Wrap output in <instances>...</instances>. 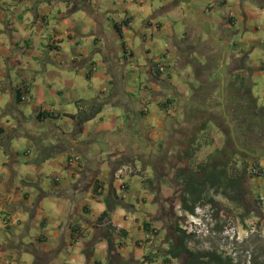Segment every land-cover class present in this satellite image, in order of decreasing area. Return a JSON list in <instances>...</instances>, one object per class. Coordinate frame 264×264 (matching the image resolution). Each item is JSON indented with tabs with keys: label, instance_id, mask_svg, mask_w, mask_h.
<instances>
[{
	"label": "crops",
	"instance_id": "0c3cea01",
	"mask_svg": "<svg viewBox=\"0 0 264 264\" xmlns=\"http://www.w3.org/2000/svg\"><path fill=\"white\" fill-rule=\"evenodd\" d=\"M151 2L0 0V264L161 262L169 228L153 220L150 183L164 150L158 191L168 196L173 183L183 186L170 157L192 167L221 147L222 130L207 118L235 110L225 105L228 88L241 80L239 92L264 116L252 75L264 65V0ZM256 16L261 36L249 29ZM211 86V94L197 92ZM97 103L101 112L77 128L72 116ZM50 146L62 151L40 156ZM120 154L135 168L125 193L109 163ZM114 197L127 206L117 201L103 218ZM146 223L158 230L153 240Z\"/></svg>",
	"mask_w": 264,
	"mask_h": 264
},
{
	"label": "trees",
	"instance_id": "16d2710c",
	"mask_svg": "<svg viewBox=\"0 0 264 264\" xmlns=\"http://www.w3.org/2000/svg\"><path fill=\"white\" fill-rule=\"evenodd\" d=\"M159 66H164V65L161 64ZM164 69H166L165 66ZM160 74L163 73H161L159 69H157L158 78ZM237 83H238L237 86L234 87L232 86V89L228 88V90H226L227 98L229 99V101L227 99V101L225 102V105H227V107L231 106L235 110L227 111V116H222L220 114V118L222 119V121H224V117H227L228 124L236 130V136L243 139L245 142H248L247 141L248 137L246 136V134L250 133L253 138H256L260 135V131L264 130V120H263L264 118L259 116L256 110L253 111V108L256 107V100L251 96V94L245 91V89H244V93L241 91L239 92V90H241L243 82L239 80ZM214 88L215 86L214 87L211 86L210 88L200 87L199 91L201 93L206 92L207 94H211L213 93ZM231 107L228 108L232 109ZM102 108H103V104H98V103L86 105L82 109L79 108L78 114L72 116V119H74L77 123V128H81L85 122L96 117L101 112ZM43 115H47V114H43ZM43 115L41 114L37 116L38 120H40V118L43 117ZM216 119L217 117L215 116L213 117L211 116L210 118H207L208 121L212 120L214 121V123L218 124L219 122ZM238 125L240 126L239 128L236 127ZM229 135L230 134L227 135L228 137L227 139L231 140V137ZM66 139H68L67 135H65V140L61 142V146L66 145ZM257 148L259 149L260 147ZM257 148L256 150L252 151V153L256 152L258 150ZM76 150H78V153L80 154L82 149L77 148ZM39 151L41 153L40 156H42L43 158H48L55 155L56 152L62 150L58 147L56 148L50 146L47 149H43ZM193 151L194 150L192 148L186 150V152H188L187 154L189 157L190 156L192 157ZM217 151L218 150H216L215 156L207 158L204 162H199L198 164H195L193 167H188L187 169L185 168L184 169L185 172H182L178 168L177 170L175 169L176 171L175 175H177L179 179L182 178L183 180L182 184L184 187L181 184L175 183V191L178 190V192L175 193L180 195L178 200L181 204L182 210L186 211V213L188 214H193L194 208L198 204L200 205L215 204L212 196L209 193L212 192L214 194L220 193L222 197H224L226 200L242 208V213L239 214L240 215L239 221L241 223H244L247 220L246 219L247 217L245 216H250V214L253 215L254 219L257 217L258 218L261 217L263 213L262 211H264V202L260 200V196L258 195L255 196L252 200H250L246 195L244 184L247 179H252L253 177H257V178L263 177L264 167H262L259 164V160H254L251 163L243 161L241 158H239L240 156H237V154L235 155L234 153H232L231 150L229 151L227 149L225 150V152L219 150L218 153ZM81 155L82 154H80V156ZM122 155L113 162L112 161L109 162L111 163V165H114L113 166L114 171L118 167L130 163L129 157ZM165 163H166V155L163 156V159L160 158L157 169L158 173L156 174L157 177L160 175L159 168L164 167V172H167ZM249 166L251 167L250 170H249ZM98 176H99L98 168L97 165H95V170L93 171V177L95 179L92 183V186L95 190H97L100 187ZM158 178L159 180L158 179L157 180L160 183V179L162 177L159 176ZM150 185L153 186L154 182H151ZM122 189H123V193H125L126 190L125 184L123 185ZM181 189L183 190V192ZM107 199L110 200L111 198L108 197ZM112 201L113 202L107 201L108 206L106 212L103 213V218L106 219L108 218L109 212L112 210L111 208H113L112 206H115L114 204H117V201L120 206L122 207L127 206L121 198L114 197ZM163 201L164 203L168 204L169 201L174 202V199L171 200L165 199ZM247 205L250 206L251 210L247 208ZM234 219H236V217H234ZM153 220L162 222V220L159 217V213L155 214ZM171 221H172L171 225L170 226L167 225L168 227L166 226V229L169 228V230L167 231V237L170 240V245L168 246V249L164 251L163 253L164 258L160 262V264H169L171 262V259L176 260L178 264H233L231 258L223 257V255L219 254L216 250L211 249V250L200 251V250H192L191 248H189L188 245L190 243V239L192 238V236L187 235L181 228L178 227L177 221H175L174 216H172ZM144 227H145V231L147 232L146 240H153L156 237L158 230L152 227L151 223H146ZM254 237H259V236L258 234H256ZM108 243L110 247V240ZM243 250L251 252L252 264H264V247H262L260 243L256 244L255 247H253L252 249L249 248L245 249L243 247ZM242 261H243L242 258L239 257L238 262L241 263ZM144 263L155 264L156 261L150 258V256H145ZM173 264H177V263H173Z\"/></svg>",
	"mask_w": 264,
	"mask_h": 264
},
{
	"label": "rangeland",
	"instance_id": "374dc122",
	"mask_svg": "<svg viewBox=\"0 0 264 264\" xmlns=\"http://www.w3.org/2000/svg\"><path fill=\"white\" fill-rule=\"evenodd\" d=\"M142 1H144V0H142ZM166 1L167 2H170V0H166ZM166 1H163V0H153V2H151V4H152L153 7L156 6V5H157V7H161V6H163L164 4L167 3ZM262 21L263 20L261 18H258L257 16L256 17H253L249 21V24H250L249 25V29L253 32L254 35L259 34V36H261L263 34V32H258L257 33L254 30V27L261 25L262 24ZM240 45L242 47L244 46L243 43H240ZM52 57H55V56H52ZM260 59L261 58H259V54H258L256 62L259 63V60ZM169 72L172 73L173 70L170 69ZM165 73H166V69L164 71V74ZM252 75L254 76L253 82H255L253 94L256 97H259L260 98L259 101H258L259 102V105H264V98H263L264 97V65H258V68H256V70L255 69L253 70ZM182 79H183V81H187V79H189V78L183 76ZM174 83H177V78H175ZM199 90H200V88H197V92H199ZM47 98L48 99H51L52 97H50L49 94H48L47 95ZM218 124H216V126H218ZM27 129H29V128H27ZM221 129L223 130V132H222V142H221V147L219 149H217V150L218 151L220 150V151H224L225 152V150L228 149L227 144H225V141H227V138H228L227 135L229 134V130H228V128L226 127V125L224 123L222 124V128ZM224 132L226 133V136L224 135ZM225 137H226V140H225ZM166 151L167 150H164L163 156H165L167 154ZM218 151H217V153H218ZM215 154H216V150L213 151L212 154L209 155L208 158H210L212 156H215ZM161 159H162V156H161ZM204 161L205 160H203L201 162H204ZM155 166L156 165H154V167ZM238 166H239V164H238ZM263 166H264V164H263ZM183 168H186V167H183ZM250 168L251 167L249 166V169ZM140 170L142 171V169L139 168V171ZM133 172H135V169H134ZM153 174H154V179H153V182H154L153 191L154 192L153 193H156L154 195V198L153 199H154V202H158V204H159L158 205V209L159 210L157 211V213H159V217L162 220L161 225L164 224V225H162V228L165 229L167 225H169V226L171 225V223H172V221H171L172 220V216L175 217V221H177V224H179L181 226V223L183 222V220H180L177 217V215H176L177 212H176V210L174 208V205H173L174 203L171 205V202L170 201H169L168 204L164 203V201H163L165 199L171 200L172 199V193H169V195L167 196V193L165 191L163 192V195H161L159 193V191H158V189H159L160 186H164V183L163 184H160L159 181H158L159 180V178H158L159 176H161L162 178L164 177V174H165L164 167L159 168V174L160 175L158 177L156 176L157 173H155V169L154 168H153ZM129 175H131V174H129ZM259 184H260L259 187L257 185H254V187L252 188V186H253L252 180L251 179H247L245 181V184L244 185H245L246 195L248 196V198L250 200H252L255 196H257L259 194H260V196L264 195V176L261 177V178H259ZM172 192H173V190H172ZM175 192H178V190L175 191ZM209 193L212 196L215 204H213V205H208V204L203 205V206H206V207H203L202 205L198 204V205H196L195 209L196 208L206 209L208 206L210 207V210H212L211 216H212V219L215 222L214 231L216 232L217 235H214V236L208 235V237H206V238L204 237L203 239L191 238L188 247L191 248L192 250H200V251L207 250V249L208 250H211V249L216 250L217 244L222 239L221 236L219 235V231L220 230L222 231V229L225 228V227L227 228L229 226H232L233 225V222H234V217H236L237 220H240L239 219V216H240L239 214L242 213V208H240V206H238L236 204H233L230 201L226 200L224 197H222V195L220 193L219 194H214L212 192H209ZM165 196H167V197H165ZM247 208H249V210H251L250 206H248V205H247ZM181 210H182V208H181ZM169 215H171V216H169ZM245 217H247L246 218L247 220L245 219L246 221L244 223H241L240 221H238L239 222V228H241V229H244L245 228L244 226H246L245 224L247 222L248 223L255 222V219L252 218L253 217L252 214H250V216H245ZM259 237H255L252 240V242L248 244V248L252 249L253 247H255L256 244H259V243H257V241H259L260 242V245L262 247H264V239L261 238V237L259 238ZM204 241H206V242H204ZM204 243H205V245H204ZM206 244H208V248H207V245ZM242 248H243V246H242ZM173 263H177L178 264V262H176V261H174ZM155 264H160V262H156Z\"/></svg>",
	"mask_w": 264,
	"mask_h": 264
},
{
	"label": "built area",
	"instance_id": "2783aa9c",
	"mask_svg": "<svg viewBox=\"0 0 264 264\" xmlns=\"http://www.w3.org/2000/svg\"><path fill=\"white\" fill-rule=\"evenodd\" d=\"M158 69L161 73H164V66H159ZM79 159V157H73L70 161L77 163ZM133 171L134 168L130 165H122L115 170L113 178L120 183L121 189L123 188L124 179ZM176 212L177 217L183 220L181 227L187 235H191L195 239H203L208 237V235H217L213 229L215 222L212 219V210H210L209 206L204 210L196 208L195 215L188 214L179 208L176 209ZM238 221L234 219L232 226L225 227L219 232L222 239L217 244L216 251L223 257L231 258L233 264H252L251 252L243 250L242 243L245 238L256 234L264 239V213L261 217L255 219V222L246 223V228L241 230L244 231V236L239 232ZM239 257L243 260L241 263L238 262ZM169 264H173V262Z\"/></svg>",
	"mask_w": 264,
	"mask_h": 264
},
{
	"label": "flooded vegetation",
	"instance_id": "af4514ba",
	"mask_svg": "<svg viewBox=\"0 0 264 264\" xmlns=\"http://www.w3.org/2000/svg\"><path fill=\"white\" fill-rule=\"evenodd\" d=\"M214 116L217 117L216 120L219 122V124L217 126L218 128L221 129L222 124L224 123L226 125V127L229 129V134H230L229 136L231 137V140L227 139V141H225V144H227L229 151L231 150L232 153H234L235 155L237 154V156H240L239 158H241L243 161L248 162V163L249 162L251 163L254 160L260 161L261 159H264V130L263 131L261 130L260 135L256 138H253L250 133L246 134V136L248 137L247 138L248 142H245L243 139L236 136V130L228 124L227 117H224L225 119H224V121H222V119L220 118V114L217 113V114H214ZM259 116L264 118V116H262V115H259ZM236 127L239 128L240 126L238 125ZM222 132H223V130L221 131V133ZM224 135L226 136L225 132H224ZM225 140H226V137H225ZM257 147H260V148L258 149ZM256 148L258 150L256 152L252 153V151L256 150ZM179 157H181V156L175 155V158L170 157L169 161H171V160H173V162L177 161V163L176 164L174 163L173 166L174 167L177 166L178 169H180L182 172H185V170H184L185 168H183V167H186V169L188 167H187V165L182 166L183 164L179 163L181 161V158H179ZM173 162H169L168 164H172ZM170 167H172V166H170ZM153 168L155 169V173H158V171H157L158 165H156ZM177 168H176V170H177ZM171 182H173L172 179H171ZM173 184L175 187V183H173ZM182 192H183V190H182ZM179 196H180L179 194L177 195L175 193V189H174L172 192V199H174V202L173 201L172 202L174 204L171 202V205L173 204L174 207L177 204H179L181 206V204L178 200ZM178 227L180 228L179 224H178Z\"/></svg>",
	"mask_w": 264,
	"mask_h": 264
},
{
	"label": "clouds",
	"instance_id": "9594fccd",
	"mask_svg": "<svg viewBox=\"0 0 264 264\" xmlns=\"http://www.w3.org/2000/svg\"><path fill=\"white\" fill-rule=\"evenodd\" d=\"M135 169V168H134ZM115 172V171H114ZM132 173H134V172H132ZM131 173V174H132ZM203 206V205H202ZM181 206L179 205V204H177V205H175V210L177 209V208H179L180 210H181V208H180ZM203 207H206V206H203ZM202 210H204L203 208H202ZM182 211H184V210H182ZM184 212H186V211H184ZM263 213H264V211H262ZM263 213H262V215H263ZM177 215V214H176ZM191 215H195V208H194V213L193 214H191ZM253 218V217H252ZM258 218V217H257ZM257 218H255V219H257ZM246 225V224H245ZM180 228L182 229V227L180 226ZM213 229H214V227H213ZM183 230V229H182ZM184 231V230H183ZM185 232V231H184ZM219 232H221V230L219 231ZM192 238H194L193 236H192ZM204 242H206V241H204ZM205 244V243H204ZM207 245V248H208V244H206ZM208 250V249H207Z\"/></svg>",
	"mask_w": 264,
	"mask_h": 264
},
{
	"label": "bare ground",
	"instance_id": "6f19581e",
	"mask_svg": "<svg viewBox=\"0 0 264 264\" xmlns=\"http://www.w3.org/2000/svg\"><path fill=\"white\" fill-rule=\"evenodd\" d=\"M260 200H261V201H264V198L260 197Z\"/></svg>",
	"mask_w": 264,
	"mask_h": 264
}]
</instances>
